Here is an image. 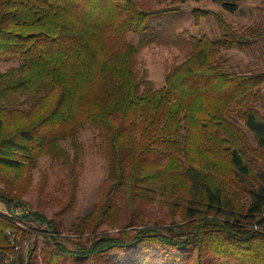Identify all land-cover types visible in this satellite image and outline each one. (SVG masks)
Masks as SVG:
<instances>
[{
  "label": "trees",
  "instance_id": "16d2710c",
  "mask_svg": "<svg viewBox=\"0 0 264 264\" xmlns=\"http://www.w3.org/2000/svg\"><path fill=\"white\" fill-rule=\"evenodd\" d=\"M212 1L239 9L238 0ZM177 11L137 0H0V61L19 62L0 69V167L28 170L19 182L7 172L0 201L49 233L27 257L36 227L0 217V253L22 244L14 264H264V71L230 69L224 56L251 48L262 28L239 31L217 14L220 35L187 37L175 30ZM197 11L206 12L194 9L199 24ZM165 39L189 54L157 88L138 78L136 58ZM85 125L99 131L109 176L68 228ZM46 155L65 173L60 186L68 180L55 217L24 200ZM159 196L170 220L150 217Z\"/></svg>",
  "mask_w": 264,
  "mask_h": 264
},
{
  "label": "rangeland",
  "instance_id": "374dc122",
  "mask_svg": "<svg viewBox=\"0 0 264 264\" xmlns=\"http://www.w3.org/2000/svg\"><path fill=\"white\" fill-rule=\"evenodd\" d=\"M143 7H171L178 8L176 16L182 17L175 25V30L181 32L183 29L188 30L186 36L201 35L206 33L213 37L221 34V28L217 20V14L225 17L231 22L239 31H243L246 27L262 28V36H258L256 42L251 48L245 50L232 49L225 51L224 56L228 58L226 65L236 71H264V0H238L237 4L239 9L235 13H231L224 9L222 3L214 2L212 0H188L187 2L172 3L171 0H137ZM200 8L201 11L206 12L200 16V11H197L200 18V23H196V14L193 13L194 9ZM249 32V31H248ZM128 40L139 43V36L136 33L129 32ZM161 43H153L145 46L140 50L136 58L135 70L140 80H150L155 83L157 88L162 87L166 83V73L174 65L180 64L186 60L189 54V47L176 43H171L168 39ZM17 61H0V69L5 71L13 66H17ZM262 112H264V99L257 103ZM80 141V158L76 162V168L79 172L77 205L75 210L64 215L67 227L70 228L71 224L76 221L79 215H86L89 213L94 205L102 197V187L109 176V167L103 152L101 151V138L99 131L91 125L81 127L79 132ZM64 145L74 154V145L71 138L64 141ZM7 172L9 178L16 179L18 182L28 178V170H12L0 167V186L6 187ZM48 175V184L42 190V182ZM65 176L61 165L55 163L50 156H43L40 160V166L33 170L32 180L29 191L24 200L31 203L34 208L41 210L49 217H55L56 212L60 209V201L62 196H67L65 189L67 188L66 179L62 185L61 179ZM7 177V178H6ZM11 182V181H10ZM29 184L26 181L25 187ZM20 210L9 211L8 208L0 201V217L7 220L12 219L16 223V216L21 213ZM29 210V209H28ZM150 217L152 220L166 218L170 220L169 209L165 206L164 200L159 196L157 201L150 206ZM27 215V214H26ZM23 226L19 223L21 228H30L35 226L36 235H32L30 241L25 245V253L29 257V251L34 245L38 243V253L44 247L43 235L48 233L47 225L39 222L29 224L27 221L22 220ZM11 228L5 229L6 232ZM16 238L19 237L15 232ZM49 234V233H48ZM67 234V233H65ZM70 236L76 238L75 234L68 233ZM12 237V236H11ZM71 237V238H73ZM20 237L19 239H22ZM36 240V241H35ZM71 244V243H70ZM21 253V251H20ZM12 263V261H10ZM14 263V262H13Z\"/></svg>",
  "mask_w": 264,
  "mask_h": 264
},
{
  "label": "built area",
  "instance_id": "2783aa9c",
  "mask_svg": "<svg viewBox=\"0 0 264 264\" xmlns=\"http://www.w3.org/2000/svg\"><path fill=\"white\" fill-rule=\"evenodd\" d=\"M24 212H25L24 215H26V213L29 212V210L27 209V211H24ZM15 219H16V223H19L20 225L23 226V223L21 222L22 219L20 217L16 216ZM8 233L12 237H14V233L11 230H9ZM26 244H27V242L24 243V245H26ZM21 250H22V244L21 245L19 244L16 246L17 253H15V254H13V253L1 254L0 253V264H14L13 262H15L14 260L20 255ZM10 261H12V263Z\"/></svg>",
  "mask_w": 264,
  "mask_h": 264
}]
</instances>
